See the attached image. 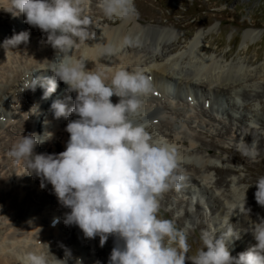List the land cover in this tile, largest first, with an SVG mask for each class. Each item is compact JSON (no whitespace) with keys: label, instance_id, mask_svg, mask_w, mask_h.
I'll return each instance as SVG.
<instances>
[{"label":"rangeland","instance_id":"obj_1","mask_svg":"<svg viewBox=\"0 0 264 264\" xmlns=\"http://www.w3.org/2000/svg\"><path fill=\"white\" fill-rule=\"evenodd\" d=\"M3 2L5 3L0 0V82L2 86L5 83L2 78L5 73L3 64L8 63L12 67H18L12 56V49H16L10 46L4 47V41L7 38L14 33L29 30V39L25 42L28 51L34 52V46L40 43L38 52L45 55L41 49V46L42 48L44 46L43 37L37 40L38 38L36 39L34 35L36 27L25 23L23 14L13 16L11 11H6V3L10 4V0ZM133 3L134 10L131 15L123 20L115 17L119 19V22L113 25L111 22L104 21V13L103 16L92 15L93 19L90 17L91 12L102 11L97 6V0H83L82 14L88 19V24L85 25L87 32L94 26L97 32L100 30L98 35H101L103 30L120 29L126 22L129 28L142 30L140 33L143 34L149 28L156 29L157 32L169 33L171 37L168 38L177 44V48L169 52L168 59L186 56L191 53L192 45L198 44L192 55L197 56L195 61L199 59L215 63L216 72L221 70L228 72L230 66L240 65L243 67L242 73L246 74L244 79L225 77V83H232V85L209 84L204 80L206 75H203L202 79L184 73L179 74L181 68H191L190 59L177 63L176 70L167 71L165 75L156 70L157 79H160L161 84L165 79L168 80L174 94L168 92L170 90L167 94H162L160 88L152 85L151 91L145 96H150V98L146 97L147 103L154 105L159 103V108L156 109L159 113L155 116L156 118L147 119L145 123H136L144 126L152 123L155 128L151 132L147 131L150 136L155 139H166L175 146L176 171L184 177L179 189L172 188L161 194L157 215L161 218L173 219L178 227L187 225L189 255H194L197 249L202 247V231L207 230L217 235L224 228L231 227L234 233L239 235V238L231 244L232 255L236 256L255 243L249 230L254 222H258L259 217L264 216V207L260 206L254 198L256 186L252 185L260 176H264V0H134ZM140 16L146 21L139 22ZM22 26L30 28L24 30V28L21 29ZM247 30H253L255 38L245 39ZM40 33L43 34L41 30ZM87 36L88 34L86 38ZM132 41L138 44L139 38L136 37ZM205 47L208 51L204 50ZM195 61L192 63L195 64ZM157 62L163 64L165 60ZM155 64L154 61L150 63V65ZM153 75L148 76L152 82L156 78ZM165 76L167 78L164 79ZM59 82L58 88H64L59 89L60 92L57 94L53 93L55 96L51 94L47 98H39L37 88L35 91L29 90L33 92L30 95L39 98L47 108L42 109L37 106L36 112L35 109L29 112L30 106L35 104H29L26 97L25 101L24 97L12 99L3 94L0 95L4 99L0 110L3 107L8 109L5 116L0 114V244L2 245L10 242V234L22 233L23 230L27 232L29 230L27 225L30 222L36 224V218L45 216L51 209L59 211L57 215L59 222L62 219L60 215L70 210L58 202L44 205L35 200L32 193L44 191L47 187L52 189L51 184L42 188L40 179L34 175L25 174L26 169L23 164L14 163L7 155L8 147H5L12 145L13 140L22 134L34 133L40 136L45 131H51L52 138L39 144L35 152L56 153V150L65 149L70 134H64L63 137L57 136V133L60 134V131L65 130L68 119L77 117L71 116L68 119L54 117L51 109L52 102L56 99H67L70 95L65 91L67 86L59 85ZM19 90L22 95L29 93L24 92L23 87ZM20 100L24 101L22 108L19 107L21 102L17 103ZM67 102L71 105V100ZM13 103H16V106H13ZM32 119L36 121V126L31 127ZM22 125L26 128L18 130ZM183 139L188 140L187 143L183 144L181 142ZM252 141H255L257 152L255 160L242 154L243 145L251 144ZM185 163L189 164L187 168L184 167ZM218 170H224L226 173H220ZM20 187L25 188V193L29 195V198L26 197L25 200L28 201H24V195L21 197L22 202H19L20 195L16 192ZM6 197H8L7 200ZM233 204L238 205L237 211H231ZM9 205L23 210L21 216L12 217L8 210ZM226 210H230V216L233 215L230 218L231 224L225 221L222 225V217ZM187 212L189 215L186 214ZM242 219L243 225L240 224ZM44 223L39 226L43 227ZM63 225L66 231L69 225H65L64 222ZM56 235L62 239L67 233L61 229ZM110 237L113 240L112 244L108 242L111 240ZM115 240L116 238L110 235L101 248L111 251ZM22 244L32 245L34 241L25 240ZM91 253L94 254L93 250L87 248L82 264H96L98 260L102 264L108 262L109 254H99L98 257L92 255V258Z\"/></svg>","mask_w":264,"mask_h":264},{"label":"clouds","instance_id":"obj_2","mask_svg":"<svg viewBox=\"0 0 264 264\" xmlns=\"http://www.w3.org/2000/svg\"><path fill=\"white\" fill-rule=\"evenodd\" d=\"M82 3L10 0L13 16L23 14L24 22L46 34L45 42L56 50L51 60L44 61L53 75L29 73L23 89L35 91L40 87L43 98H47L57 90L58 81L64 82L65 91L75 93V97L54 100L53 115L56 119L77 118L68 119L65 131L70 136L63 151L35 152L53 136L45 131L40 136H18L7 155L14 163L23 164L25 174L38 177L42 188L51 184L58 203L70 209L63 216L65 225L78 226L86 238L99 236L101 246L110 235L116 238L108 264H264V216L250 227L255 243L233 256L231 244L239 235L231 227L217 235L202 231V247L189 255L187 225L178 227L173 219L157 215L161 194L179 189L184 179L176 171L175 146L166 139L152 138L144 125L129 119V114L137 111L140 97L151 91L147 75L119 69L106 82L98 71L86 69L82 57L71 54L87 34L88 19L82 14ZM97 6L105 16L122 20L134 10L133 0H97ZM29 35L28 31L14 33L4 41V47L27 42ZM130 42L126 36L124 43ZM114 95L120 98L116 103L110 99ZM33 109L36 112L37 106L29 112ZM242 154L255 160V141L243 145ZM252 185L256 186V202L264 207V176ZM237 210L238 205L233 204L231 211ZM229 211H225L222 225L225 221L231 224ZM64 247L62 259L49 248L47 252L28 251L18 259L20 264H69L73 257ZM74 264H82V260L75 258Z\"/></svg>","mask_w":264,"mask_h":264},{"label":"bare ground","instance_id":"obj_3","mask_svg":"<svg viewBox=\"0 0 264 264\" xmlns=\"http://www.w3.org/2000/svg\"><path fill=\"white\" fill-rule=\"evenodd\" d=\"M3 1H6V0H2V3H5ZM8 4L9 3H6V6H7L6 11L7 10L10 11V8H11L9 6L10 4L9 5ZM102 14H103L102 11H93L90 13V17L92 15L93 16L95 15L103 16ZM103 17H104L103 19L105 22L107 23L111 22V24L113 25L119 22V19H116L115 17H107L105 15ZM143 20L145 19L142 16H140L139 22H142ZM23 28L24 27L22 26L21 29ZM28 28L30 27L29 26L25 27L24 30ZM99 31L100 30H98V32ZM98 32L94 26L90 28V30L87 32L88 34L87 38L77 43L76 46L71 50V54L77 58L82 57L86 62L85 64L86 69L98 71L99 73L103 75L106 82H110L111 77L116 70L125 69L128 71H139V72H143L145 75L149 77H150V74H154L153 76H155L156 78H154V80L152 79L154 83L151 81V86L156 85L158 88H160V93L167 94V91L170 90L168 92H171V94L172 93L174 94V92L171 91V87H172L171 83L165 79L167 78L166 76L164 77L165 81H162V84L160 83L159 81L160 79L159 80L157 79L156 70L162 75H165L167 71L176 70L177 63L179 62L183 63L187 59L191 60L189 61L192 64L191 68H188V67L187 69L181 68L182 70L180 71V73L179 72L178 73L182 75L184 73L185 75H188V76L193 75L196 78L197 77L202 78L203 75L204 76L206 75V79L204 80H206V82H208L209 84L216 83V84L232 85V83H225L226 81L224 78L226 77L227 79L229 78L233 79V78L238 77V78L244 79L246 75L245 73H242L243 67L240 65L230 66L228 68V72H224L223 70L216 72L217 66L215 63L210 62V61L199 60V59L195 61V58L197 56H192V55L194 54L193 50L195 46L198 44L192 45L191 53L187 54L186 56L182 55L177 58L168 59L167 57H169L170 55L169 52L174 51L177 48L176 47L177 44L175 43V41H171V38H168L170 36L169 33L164 34L159 31L157 32L156 29L149 28L145 32L143 30V32L145 33L143 34V33H140L142 32V30L136 29L134 27L129 28L128 22H126L120 27V29H117V30L110 29L106 31L103 30V33L101 35H98L99 34ZM34 35L36 39L38 38L37 40L43 37L44 46L43 48L41 46V49H43V51L45 52V55L38 52L40 43L39 44L37 43V45L34 46V52L32 50L28 51L25 42L14 47L16 50L12 49V56H13L14 63L18 64V67H12L8 63L3 64L5 73L2 78L5 80L4 81L5 83H4V86H2L0 82V95L2 96L3 94L5 95V97L7 96L12 99H19L20 97H24L23 100H25V97H26V100L27 102H29V104L33 103L36 106H38V108L47 109L45 108L44 104L41 103V100L39 99L40 97H43L44 90L42 88L37 87L38 93L40 94L38 96L39 98L35 97L34 95L33 96L30 95V93L31 94L33 93L29 91L30 89H24V92H29V93H26V95H22V93L20 92L21 90H19L23 86L26 76L29 73H34L33 74L34 76H52L53 75L50 70H46L48 65L46 62L44 63V61L46 59L51 60L56 55V50L53 49L50 45H48L45 42L46 34L43 33L41 35L40 30H38V28L35 29ZM126 36L131 39L130 43H127V44L124 43V38ZM255 36L256 35L253 32V30L245 31V39H253L255 38ZM136 37L139 38L138 44H135L132 41V39ZM109 47L112 49V51L110 52L106 51V49H108ZM41 49L40 51H42ZM204 50L208 51V48L205 47ZM145 58L147 60L148 59H152V60L147 61ZM159 60H163V61L165 60V63L160 64L159 62H157ZM193 60L195 61V64L192 63L194 62ZM153 61L156 64L150 65V63ZM141 62L145 64H142ZM59 85H64L66 87V85L62 81L59 82ZM63 88L57 87V90L54 93L56 94L57 92L59 93L60 90ZM181 91L182 89L180 90V92ZM70 95L72 97H75V93H71ZM1 96H0V108L4 104V99H2ZM146 97L150 98V96H145V95L141 96L140 97L141 103L137 111L135 113L129 114V119L132 120L133 123H145L147 119L156 118L155 116L159 113L157 112L159 108V103H155V105L149 104L147 103L148 100L146 99ZM110 99L112 100L113 103H116L118 102L120 98L114 95ZM23 100H20L17 102V103L21 102V105L19 106L20 108H22V104H23L22 102H24ZM11 102L12 101H10V103ZM160 104H162V102H160ZM14 105L16 106V103H13V106ZM32 107L33 105L30 106V108L29 107L27 108H29L30 110ZM0 112H2L0 113L2 114V116H5V114H7L8 112V109L6 110V108L3 107V109H1ZM32 118H34L35 120V117L33 114H32ZM34 120L31 121V127L32 125L36 126V121ZM165 126L167 127V125H164V127ZM25 128L26 126L22 125L20 126L18 130H23ZM154 128L155 127L152 125V123L145 126L146 131H149V132L153 131ZM67 133L68 132L63 130V131H60V134L57 133V136L59 135L63 136L64 134H67ZM52 141H50L51 145H53ZM187 141L188 140L186 139L181 140L183 144L187 143ZM201 142L203 144V141ZM206 145L208 146V144ZM10 146L6 145L5 147H8L9 149ZM55 152L59 153L61 151L56 150ZM188 165H189L188 163H185L184 167L187 168ZM218 171L223 174L226 173L224 170H218ZM18 176L19 175L17 174V177ZM36 192L37 193L33 192L34 194L32 193V195H33V198L35 200H38L40 204L47 205L50 203L58 202L57 197L54 195L52 189H48V187L45 188L44 191H36ZM17 193L20 195V199H19L20 203L22 202L21 197L24 195H25L24 201H28V200H25L26 197L29 198V195L25 193V188L20 187L19 190H17L16 194ZM7 199L8 197H6V200ZM53 209L48 211L47 214H45V216L43 215L42 217H37L36 224L30 222L29 225H27L28 226L27 228H29L27 232H25L23 230L24 228H22L23 231L20 230L22 231V233H17L15 235L13 234L9 235L10 242H8V244L7 242L4 243L3 245L0 244V264H20L18 257L22 256L24 253L28 251L47 252L48 248L52 254H55L58 258L62 259L64 258V255H65L64 246H66L67 249L71 251V254L73 257V259L69 261V264H74L75 258H80L82 260V263H84L83 256L86 255L85 252L87 253V248H91L93 250L94 254L91 253L90 254L91 256L94 255L95 257H98L97 255L99 254H103V255L109 254L110 255L111 251H107L101 248L100 240H98L99 239L98 237L91 238V239L86 238L82 230L78 226L69 225L67 227L68 229L65 231V228H64L65 226L63 225L64 213L60 215L62 218L61 219L62 222L61 221L59 222L58 220L59 216H57L59 215L58 213L59 211H57L56 209L54 210ZM8 210L11 213L12 217H15V218L20 217L21 214L23 213V210L18 209V207L13 206V205H9ZM186 214L189 215V212H187ZM43 222H45L44 226L40 227L39 225L42 224ZM240 224L241 225L244 224L243 219L241 220ZM61 229H64V232H66L67 235L65 238L59 239L56 233L60 231ZM110 239L111 240H109L108 242L112 244L113 240L111 237ZM25 240H29V241L33 240L34 244L24 246L22 243ZM18 243L19 245H17ZM109 255H108V258H109ZM106 264H108V262Z\"/></svg>","mask_w":264,"mask_h":264}]
</instances>
